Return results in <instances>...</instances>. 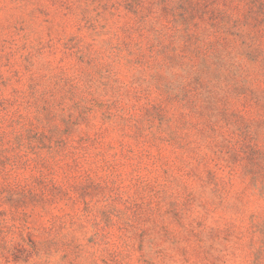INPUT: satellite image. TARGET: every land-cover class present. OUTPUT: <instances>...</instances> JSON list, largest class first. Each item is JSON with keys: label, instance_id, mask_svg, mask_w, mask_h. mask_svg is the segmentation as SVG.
<instances>
[{"label": "rangeland", "instance_id": "374dc122", "mask_svg": "<svg viewBox=\"0 0 264 264\" xmlns=\"http://www.w3.org/2000/svg\"><path fill=\"white\" fill-rule=\"evenodd\" d=\"M0 264H264V0H0Z\"/></svg>", "mask_w": 264, "mask_h": 264}]
</instances>
